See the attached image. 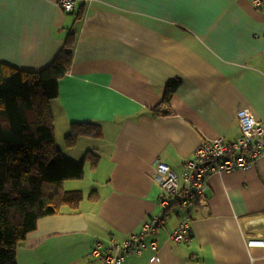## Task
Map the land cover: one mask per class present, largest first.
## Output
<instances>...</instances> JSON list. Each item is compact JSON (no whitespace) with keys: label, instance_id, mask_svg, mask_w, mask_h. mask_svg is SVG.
Masks as SVG:
<instances>
[{"label":"crops","instance_id":"0c3cea01","mask_svg":"<svg viewBox=\"0 0 264 264\" xmlns=\"http://www.w3.org/2000/svg\"><path fill=\"white\" fill-rule=\"evenodd\" d=\"M58 3L0 0V63L40 71L72 34L71 66L50 102L54 138L67 159L93 152L98 160L72 189L65 183L83 195L77 211L40 219L16 262L106 264L111 240L121 245L160 212L157 162L183 186L184 165L204 141L241 137L239 110L264 123V0L260 9L252 0H74L72 13ZM74 124L100 132L68 148ZM204 199L191 212L189 244L168 240L184 214L175 207L120 264H264V246L247 247L264 242V157L210 175Z\"/></svg>","mask_w":264,"mask_h":264},{"label":"trees","instance_id":"16d2710c","mask_svg":"<svg viewBox=\"0 0 264 264\" xmlns=\"http://www.w3.org/2000/svg\"><path fill=\"white\" fill-rule=\"evenodd\" d=\"M73 41L68 35L52 62L37 72L0 63V264H17L18 245L36 231L40 219L64 209L77 211L83 195L67 191L65 183L82 180L86 163L91 168L97 164L93 152L77 162L67 159L54 138L50 102L71 66ZM178 85H166L162 104ZM99 132L93 124H74L64 142L73 148L80 136Z\"/></svg>","mask_w":264,"mask_h":264},{"label":"built area","instance_id":"2783aa9c","mask_svg":"<svg viewBox=\"0 0 264 264\" xmlns=\"http://www.w3.org/2000/svg\"><path fill=\"white\" fill-rule=\"evenodd\" d=\"M59 6L65 13L74 11V0H59ZM255 8L260 9V0H252ZM236 121L241 132L234 142H225L223 138L204 141L195 151L193 158L184 165L180 186L177 175L164 163L157 162L154 169V182L163 192L160 212L143 223L137 234L123 239L121 245L112 240L109 253L105 255L106 264H120L128 255H138L145 248L144 239L152 236L169 219L170 210L178 207L184 214L181 221L168 235V240L177 244H189L192 241L191 212L204 203L207 179L212 174L245 171L264 157V123L257 121L249 109L236 113ZM154 246L153 244H151ZM263 241H250L248 248L262 247ZM101 245L95 246L93 256H99ZM112 252L114 255H111Z\"/></svg>","mask_w":264,"mask_h":264},{"label":"rangeland","instance_id":"374dc122","mask_svg":"<svg viewBox=\"0 0 264 264\" xmlns=\"http://www.w3.org/2000/svg\"><path fill=\"white\" fill-rule=\"evenodd\" d=\"M86 173H87V172H86ZM75 183H77V182H68V183L66 184V187H67L68 189H72V187H73V185H74Z\"/></svg>","mask_w":264,"mask_h":264}]
</instances>
